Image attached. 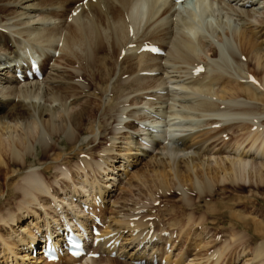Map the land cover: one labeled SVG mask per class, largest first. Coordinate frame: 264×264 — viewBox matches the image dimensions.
Returning <instances> with one entry per match:
<instances>
[{"label":"bare ground","instance_id":"6f19581e","mask_svg":"<svg viewBox=\"0 0 264 264\" xmlns=\"http://www.w3.org/2000/svg\"><path fill=\"white\" fill-rule=\"evenodd\" d=\"M199 2L202 10L224 11L227 18L239 22L226 29L216 44L220 48L218 55L214 50L210 55L206 52L211 45L210 36L205 39L190 31L191 14L184 10L187 15H183L168 0H0V180L15 172L13 181L0 183L8 194L2 202L7 206L8 201L15 200L13 209L0 211V222L12 230L2 233L0 229V264H22L19 258L32 256V240L43 228L59 231L73 218L90 226L92 217L82 210V202L102 223L101 240L94 252L105 254L104 264L117 261L110 256L112 251L128 261H121L124 264H184L187 257L183 252L178 253L183 256L172 260L171 244L176 241L171 236L173 229L162 230L161 220L156 222L157 228L152 226L155 218L168 214L172 217L168 225L178 227L181 238L187 237L194 226L193 214L190 212L186 219L182 216L195 201L188 191H194L195 197L204 201L201 223L210 217L245 228V234L230 233L233 242L246 243L249 227L254 228L257 234L250 235L259 234L261 240L250 253L252 264H264V220L250 218L247 212L260 211L263 216L262 210L251 203L264 202V195H243L247 186L253 187L252 183H243L245 178H254L256 188L264 189V0ZM138 15L145 16L142 27ZM145 44L158 46L162 53L144 51ZM36 54L41 60V77L17 79V68L23 72L30 69L27 56ZM230 60L235 70H231L233 66L230 69ZM250 61L256 73L249 69ZM199 65L204 71L195 73ZM250 75L254 77L252 81ZM176 99L181 105L186 103L189 114L185 118L198 112L203 124L189 123L194 126L189 127L186 123L180 126L177 120L172 122L174 114L171 118L167 108ZM168 100L172 103L167 104ZM94 109L100 112L95 122L91 119ZM111 116L116 121L111 132L124 134L127 151L145 153L144 144L159 149L162 157L135 176L145 187V177L152 173L153 185L146 186L150 195L155 194L153 187L155 191L160 188L166 196L173 193L172 188L180 191L181 199L173 208L158 211V216L152 212L153 206L139 215L136 211L141 206L106 214L105 201L110 190L99 185V180L108 183L116 179L115 174L121 169L118 165L104 167L112 156L80 155H87L85 147L99 143ZM166 117L172 121L167 123ZM169 123H176V128ZM125 129L127 132H122ZM229 132L227 141L224 136ZM113 144L114 141L102 151L114 150ZM65 152L71 154L68 157H78L75 165L80 173L68 169L63 162L67 160ZM137 154L131 161L130 154H123V159H128L124 172L132 160L139 158ZM27 162L30 165L21 172ZM52 168L56 169V176L72 180L67 189L60 185L59 191L46 181ZM115 169L118 170L114 172ZM81 173L96 176L83 179ZM206 196L209 201L204 200ZM148 216H154L155 221H148ZM21 219L24 223L13 228ZM204 231L196 236L207 235ZM13 235V239L20 238L15 242L10 238ZM167 243L171 250H167ZM204 243L210 244L209 240ZM204 243L201 249L206 248ZM18 245L23 247L24 255L16 251ZM227 246L214 249L205 255V260L217 264ZM41 252L38 248L36 254ZM62 258L65 264L99 261L93 257L75 259L67 254ZM40 259L36 257L33 262L58 264L61 257L55 262Z\"/></svg>","mask_w":264,"mask_h":264},{"label":"rangeland","instance_id":"374dc122","mask_svg":"<svg viewBox=\"0 0 264 264\" xmlns=\"http://www.w3.org/2000/svg\"><path fill=\"white\" fill-rule=\"evenodd\" d=\"M199 3H200L199 0H193L191 3L182 4L181 6L178 7L177 10L181 11L183 13V15H187V13L185 11H187V12H189L191 14L190 26L192 25L193 27L191 26V30L190 31L193 30V33L196 32L195 33L196 35H200V37L205 38V39H207L208 36H210V41H211V45L210 46L211 47L210 46L207 47L208 50L206 52H207V54L210 55V54H212V50H214L217 53L216 55H218V52H219L218 50L220 48L218 46H216V44H218L219 40L222 37L225 36V30L226 29L228 30V28H230L231 26H238L239 22L237 20H233L231 18L230 19L227 18L226 17L227 14L224 11L218 12L217 10H215L213 13H211V12H209L210 10H208V9L202 10V8H201ZM139 9L141 10L140 7H139ZM139 9L138 8L136 9V10H138V13L141 12ZM138 17L140 19H142L141 20V24H140V27H142L143 26L142 23L144 24V22H145V16L143 17L144 19L140 15H138ZM193 28L198 29V30H195ZM259 35H261V33ZM259 38L261 39L262 36H259ZM234 47H235V51L237 53H239L235 43H234ZM202 52H203V50H202ZM202 52L200 51V54H201L202 57H204V55H202V54H204V52L203 53ZM242 59L244 60V56H242ZM232 61L230 63L231 64L230 69L233 66L231 70H235V68H234L235 64H234V62L232 63ZM232 64H234V65H232ZM248 66H249V69L252 72H254V73L257 72L253 62L250 61L248 63ZM169 101H171V102H169ZM176 101H178L179 103L176 102ZM176 101H175L176 105L174 104L175 102L173 104H171V105H175L176 108L174 106L170 105V108H172L171 109L172 111L169 110L170 108L169 109L167 108V110L169 112L166 110V113L168 112V115H170L171 118H173L172 117L173 114H174V117H175V118L172 119L173 121L172 120L168 121V119H170V117H166L165 121L167 120L166 121L167 123L171 122V121L172 122H176V120H177V122H179V123L181 122L182 125L180 124V126H183L184 123H186L185 126H187L189 123H191V124L194 123L195 125L199 124V123L203 124V121L199 120V119H202V118H200V115L198 114V112L197 113H192L191 115H189L190 118L189 117L185 118L186 117L185 115L189 114V113H187L185 111L186 110V107L184 106L186 104L185 101H183V103H184L183 105H181L182 104L181 101H179L177 99H176ZM169 103H172V100H168L167 104H169ZM177 103H178V106H177ZM179 108L180 109L183 108L182 111L183 112L185 111V113L183 114V112ZM178 109L181 111V113H180V111ZM176 110H178L179 112L176 111ZM176 113H180V114H176ZM92 114H93V117L91 118L92 121L93 122H95L94 120L97 121L98 118H99L100 112L96 111V109H94ZM94 116H96V117H94ZM177 117H179V119L181 121ZM176 123H169V124H170V126L172 128H176L177 125H173V124H176ZM179 123H178V125H179ZM115 124H116V121L114 122V116H111L108 119V127H107L108 129H107V131L105 133H102L101 139L99 140V143L96 146H93V145L91 146L90 145L89 147H85V149H83V151H85V153H87V155H80V157H82V156L83 157H85V156L88 157V154H92L96 158L99 157L102 154L103 155H107V156H112L110 161H108L105 166L103 164V166L104 167H108V169H109V168H111L110 167L111 165H114V166L118 165L120 167V169H121V170H118V169L114 170V172H116L118 170V173L115 174V176L117 175L116 179L112 178V180H114V181L110 180L111 183L108 182V183L104 184L103 181H101L100 174L99 175L97 174V176L100 178L99 185H101V186L102 185H106V187L110 190L109 191V195H108L109 197L107 196L106 201H105L106 214H110V212L116 211V210H120L121 212H124L126 208H129V207H132V206H134V207H137V206L140 207L141 206L140 207V211L139 210H137L138 212L136 211L137 215H139L140 213H144V212H141V211H143L144 209L150 208V206H153L152 212L155 213L156 215H157L158 211L161 212L162 209L164 210V208L165 209H167V208L170 209V207L173 208L174 207L173 204L179 203V201L181 199L180 191H178L176 188H172L171 192H173V193H170V194H168L166 196V195H164L165 193L160 188L156 189V191H157L156 192L155 191V187H153V189H152L153 191L152 192H155V194L153 196V195H150L147 192V187H146L147 185L149 186V184L153 185V182H151L152 181L151 179L153 177L152 173L148 172L149 175H147L145 177V179H147L145 187H144V185L142 183V180L137 179L136 176H135L137 171H143V170L147 171L153 165L154 160H157L158 158L162 157L160 155L159 149H152V148H149V147L145 146L146 144H144L143 148L147 149L145 153H143V151L135 150V149L134 150L131 149V150L127 151L126 148L129 147L126 144V143H128L127 142L128 139L127 138L123 139L124 134L121 133V131L120 132L118 131V133L116 132L117 135L115 133H113L115 131L112 130V132H111V128L110 127H114ZM194 124H192V125H194ZM192 125H188V126L189 127H194L195 126V125L194 126H192ZM107 132H110V133H107ZM122 132H127V131L125 129V130H122ZM177 133L181 134V131H178ZM229 136L231 137V132H229V135L224 136L225 140H227V141L230 140ZM112 137L117 138V139L112 140L111 139ZM112 141H114V144L112 145L114 150H111V151H108V152H103L102 150L104 148L111 146ZM185 143L187 144V141ZM130 146L133 148L134 145L131 144ZM213 151H215V149ZM124 153L130 154L131 158L128 157L129 160L128 159H123V154ZM133 153L134 154L138 153L137 155H139V158L136 161H134V162H133V160H132V162H130V165L127 167V170L124 169L125 172H126L125 173L123 171V165H124V163H126V160L131 161V159L133 158V155H134ZM68 156H71V154L66 153V155L64 157H66L67 160H65V161L63 160V162L66 164L68 169L72 170L73 172H75V171L77 172L78 171L80 173L81 171L78 170L77 169V165H75L76 164V160L78 159V157L74 156V157L71 158V157H68ZM124 158H125V156H124ZM29 159H33V158L29 157ZM134 160H135V158H134ZM29 165H30V162H27L25 164V168H21L20 171L21 172H22V170L25 171V169H27L26 167H28ZM15 168L18 169V167H15ZM15 168L11 169V171L15 170ZM20 171H18V172H20ZM56 172H57L56 169L54 170V168H52L50 170V172L47 174L46 181L48 183H51L53 187H56V189H59V191H62L60 189L61 186H63V188H64L67 184L71 183L72 180L66 179V178H64L63 176H60V175L56 176V174H55ZM121 172H124V173L121 174ZM81 174H79V175H81ZM14 175H15V172L14 173H10L9 172L6 175L5 178L0 180V183H4L5 181H9V182L13 181L11 176H14ZM83 175L84 174H82V176ZM95 176L96 175H94V177ZM78 177H79L78 180H80L81 176H78ZM89 177H90V179L94 178V177H91V174H89L88 176L84 175L83 179H85V178L89 179ZM142 178L143 177H141V179ZM145 179L143 181H145ZM78 180H76V178H75L76 182ZM112 182H114V183H112ZM241 182H243V181H241ZM243 183L245 185H248L250 183L253 184V187L252 186L251 187H248V186L246 187V189L243 191L244 192V194H243L244 196H251V195L254 196L255 195V197L257 196V197L261 198L264 195V189L256 188L254 178L252 180H250L248 178H245ZM112 185H114V186L112 187ZM121 188H123V190ZM66 189H67V186H66ZM6 192H7V188L5 186L0 187V211H1V213H4L5 210L8 209V208H12V209L14 208L13 203L15 202V200L8 201L9 203L7 204V206L5 205L4 202H2V200L5 197L8 196V194ZM188 193H189L188 195H190L191 197L195 198L194 199L195 201H194L193 205L187 206V210L184 212L185 213V214H183L184 216H182V217L185 218L186 215H188L190 212L193 214L192 225H194V226L189 231L190 233L189 232L187 233L188 234L187 237H182L181 238L180 236L182 234L180 233L179 228L178 227L171 228L168 225V223L171 221V219H169L171 216L169 217L168 214L166 215L168 218L166 216L162 215L163 217L155 218L156 221L153 218L154 216H148L147 217L148 221H150L149 219H153L151 221H155V224H156V222L158 223L161 220L160 223L162 224V227H161L162 230L168 228V230L171 231V229H173V232L171 231L172 232L171 236H172V239L176 238V241H174V243L171 242V243H173V244H171L172 245L171 249H172V252H173V257L170 255V252H169V255L173 258L172 260H176L180 256H183V254H181V255L178 254L179 252H183V253H185V256L187 257L186 262L184 264H187L188 261L192 262V263L194 262V264H202V263L209 264L210 261L208 260L209 262H207L205 260L206 259L205 255L207 256L209 253H211V251H213L216 248H220V247L228 245L227 246L228 248H226L224 256H222L221 260L217 264H220L221 261H222L221 264H252L253 260L251 259L252 255L250 253L253 251L254 247L261 240V238L259 237L260 236L259 234H258V237L256 235H255V237L251 236V235H253V233L257 234L256 232H254V230H253L254 228L252 229V227H249L250 230L252 229V231L249 230V233L247 234V235L250 236L248 238L246 237L247 238L245 240L246 243L249 241L247 244L244 243V242L241 243V242H238V241H237V243L233 242L229 238L230 233L235 231L236 234H245V232H246L245 228L243 229L242 227H239V226H237L235 224H234V227H233L229 220L220 222L218 219H210V217H208L205 220L204 223H201L200 216H201V213H202V211L204 209L203 208L204 201L197 199L195 197L194 191H188ZM160 194H162V195H160ZM160 196L162 198H160ZM206 197H205L204 200L207 199L206 201H209L210 200L209 196H206ZM113 200L115 201L114 203H113ZM134 202H138V203L135 204ZM259 202L260 203H258V202L254 203L253 202L251 204L257 205V207L262 210L263 216H264V202H262V201H259ZM156 203H159V205H157ZM237 209H239V207H237ZM247 212L249 213L248 215H250L249 216L250 218H253V217L257 218L258 217V218L264 220V217L260 215V211L251 212L250 210H248ZM254 214H256V215L254 216ZM248 215H247V217H248ZM17 222L18 223L16 224V226L13 227L15 229L17 228V226L19 224H21L22 222L24 223V220L21 219V220H19ZM15 223H12L11 225L14 226ZM40 224H42V222H40ZM155 224H153V226H152V227H154V229H155V227L157 228V226H158L157 224L156 225ZM0 226H1L0 229H1L2 233H7V232L11 233L12 230L10 229L9 225H7V224L4 225L3 223L0 222ZM164 227H166V228H164ZM185 228H187V227H185ZM19 229L20 228L18 227V231L15 233V235H18ZM202 229L207 231V233H206L207 235H205V233H203V234H201L203 236V238H201L202 237L201 235H200L201 237H197L196 233H198ZM178 230H179V232H178ZM194 232H195V234H194ZM166 233L167 234H165V235H168V232H166ZM18 237L20 238V236H18ZM18 237H15L16 240L13 239L14 235L12 237H10V238L13 239L16 242L18 240ZM10 238H8V239L11 240ZM194 238H196V239H194ZM202 239H204V240H202ZM208 240H209L210 244H205L206 242L204 243V241H208ZM250 241H253V242L250 243ZM203 243L205 244L206 248L201 249ZM171 245H169L168 243L166 244L167 250L170 248ZM18 246L16 248V251L20 252L19 253L20 256L24 255L25 252H23V247L21 245H18ZM173 246H175L176 248H174ZM0 248H1V246H0ZM171 249H169V250H171ZM242 251H244V252H242ZM2 254L0 253V256ZM117 254H118V252H113V251L111 252L110 256L113 258V260H115V261L117 260L118 262L117 261L115 263L111 262L109 264H124V263L128 262L127 260H125L123 258V256L117 255ZM33 255L34 254H32V256ZM32 256L28 254V255L25 256V258H22V259L19 258V262L20 263L23 262L22 264H32V263L36 264L35 262H33V261H35L33 259H36V257L35 258H30ZM96 258H98V260H99L97 264L106 263V259L107 258H105V254H101L100 253V255L98 257H95V259ZM112 258H110V259H112ZM209 258L212 260L211 256ZM2 259L3 258H1L0 261H2ZM121 261L124 262V263H121ZM64 262H65L64 258L61 257V260L58 261V264H65ZM89 263H91V262L90 261H88V262L82 261V262H76L74 264H89ZM41 264H44V263L42 262Z\"/></svg>","mask_w":264,"mask_h":264}]
</instances>
